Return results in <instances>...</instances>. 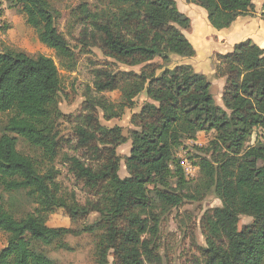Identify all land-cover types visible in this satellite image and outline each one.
Segmentation results:
<instances>
[{"label": "trees", "instance_id": "1", "mask_svg": "<svg viewBox=\"0 0 264 264\" xmlns=\"http://www.w3.org/2000/svg\"><path fill=\"white\" fill-rule=\"evenodd\" d=\"M6 1L21 5L38 38L52 47L60 60L72 63L74 51L58 31V14L46 0ZM186 1L204 8L209 24L218 30L229 28L254 7L252 0ZM107 3L96 12L78 6L81 44L97 45L106 56L124 65L143 66L138 74L104 71V80L95 83L98 92L120 88L119 104L103 96L89 101L101 108L107 119L134 108L140 93H145L148 101L132 113L130 123L135 129L128 137L120 126H103L91 115L77 127L79 145L92 149L96 161L92 167L70 158L75 175L98 195L86 206L69 204L57 196L52 175L41 174L35 162L17 149L21 137L40 149L47 160L57 155L54 121L60 114L61 80L54 60L18 48L0 51V113H11L0 134V186L7 193L24 190L37 203L33 213L16 218L0 194V232L7 235L6 245L0 249V264H56L33 244L49 245L75 233L69 228L46 226V215L54 206L65 208L72 220L89 210L99 213L85 228L100 232L95 245L97 264H108L109 253L112 264H145L152 261L156 248L149 238H143L157 231L154 203L159 202L160 213H164L184 198L197 199L196 194H213L221 201V206L204 215L206 247L200 264H264V145L244 146L254 127L264 128V50L246 39L236 43L231 52L217 54L219 63L214 70L225 82L223 106H219L207 78L186 63L195 55L182 30L190 27V19L177 9L174 0ZM261 15L264 19V3ZM173 57L182 61L170 66ZM157 58L162 63L155 64ZM213 130L216 137L209 149L217 152L218 158H199L203 180L196 185L195 194L168 186L174 153L182 141ZM128 140L130 152L124 158L128 175L121 178L116 148ZM177 166L176 185L183 187L187 181L178 162ZM149 184L155 197L149 194ZM242 215L252 221L239 228Z\"/></svg>", "mask_w": 264, "mask_h": 264}, {"label": "rangeland", "instance_id": "2", "mask_svg": "<svg viewBox=\"0 0 264 264\" xmlns=\"http://www.w3.org/2000/svg\"><path fill=\"white\" fill-rule=\"evenodd\" d=\"M46 1L49 8L58 14L55 23L58 31L66 38L69 46L74 51L72 63L60 60L56 56L55 50L38 38L36 28L28 20L21 5H12L6 0H0V51L4 48H18L29 55L41 53L49 56L54 60L61 80L58 95L60 114L54 121L58 140L57 155L53 160H47L40 149L31 146L21 137H18L17 149L35 162L41 174L50 173L52 175L51 181L54 185L52 188L57 196L64 197L69 204L76 203L79 206H86L89 202L96 201L98 195L85 185L84 180L75 175L71 169L70 158L76 157L85 165L92 167H96V161L92 149L79 145L76 129L78 126L85 124L87 115H91L93 118H98L99 123L103 126H120L123 135L128 137L129 132L135 129L130 123L132 113L138 112L141 105L148 101L145 93H140L135 98L134 108H125L120 117L113 119L105 118L103 110L97 106H92L89 100L103 96L113 104H119L122 101L120 88L98 92L95 83L104 80V71L115 75L120 74V71H131L138 74L143 65H124L106 56L97 45L81 44L79 31L82 27V21L81 14L77 10L78 6L82 4L89 12H96L105 4H108L107 0ZM252 2L253 9L243 15L246 17L242 18L241 21H248V27L257 33V27L262 24V21L264 22L261 15L264 0H252ZM182 30L185 33L189 31V28ZM208 39L214 41V44L218 46L220 39L223 38L220 35H213L208 36ZM234 45L231 49L234 48ZM221 47H223L222 50L227 51L231 45L228 47L222 45ZM218 53V51H213L208 58V63L212 62L214 68L219 63ZM194 57L195 55L187 59V62L194 59ZM202 59L201 57V61H197L201 71L199 73L208 79L215 104L223 106L221 94L225 82L224 79L220 80V78L224 77H216V70H214L216 79L209 76V74L206 75L204 72L207 71L208 64L206 60ZM172 60L170 66L182 61L177 57H173ZM153 62L155 64L162 63L159 58ZM191 66L193 68V65ZM10 115L11 113H0V134L3 133L4 124ZM85 126L88 127L87 124ZM215 137L216 131L214 130L201 131L194 140L182 141V144L174 153L171 167L173 174L168 180V186L176 188L184 194H195L196 185L203 180V174L198 167L199 158L206 157L211 161L218 158V153L209 149V143ZM258 144L264 145V128L254 127L246 137L244 146L249 147ZM98 146L101 148L100 145ZM130 146L131 141L128 140L116 148V153L120 156L118 173L121 178L128 175L124 158L129 155ZM183 159L186 160L184 169L181 165ZM177 162L182 169L180 171H183V179L187 181V184L183 187L176 185L179 178V175L176 174ZM188 164L193 168L192 174L185 172L186 168L189 167ZM148 190L149 194L155 197L151 184L148 185ZM0 194L6 202V207L13 212L16 218H21L27 213H33L37 207L36 201L24 190L7 193L0 186ZM196 195L199 196L197 199L184 198L180 205L171 207L164 213H160V203H154L152 211L158 216L157 231L154 234H145L143 238H149L156 248L153 251L154 258L152 261H145V264H200L203 262V249L206 247L203 218L207 211L221 206V201L213 194ZM98 218V212L89 210L72 220L65 208L51 207L46 215V226L48 228H69L75 233L66 234L49 245L35 241L33 242L34 247L47 254L56 264H97L95 245L100 232H90L85 228ZM251 221V217L242 215L238 227L242 228ZM6 240L7 235L0 232V249L6 245ZM108 261V264L113 263L112 253H109Z\"/></svg>", "mask_w": 264, "mask_h": 264}, {"label": "crops", "instance_id": "3", "mask_svg": "<svg viewBox=\"0 0 264 264\" xmlns=\"http://www.w3.org/2000/svg\"><path fill=\"white\" fill-rule=\"evenodd\" d=\"M177 6V9L186 15L190 19V27L189 31L185 32V36L192 44L195 49V57L191 59L189 62L193 65V68L196 72H200L197 61L206 60L208 64V69L204 72L206 75L214 77V66L211 62L208 63V58L213 51H218V54H225L232 51V46L240 41H244L246 39H251L255 44H257L260 48L264 50V22L257 27L258 32L256 33L252 28L248 27V21H241L242 18L246 16H240L238 19L229 27L223 29H215L213 28L208 20H207V12L204 8L193 4L188 3L186 0H174ZM247 20V19H246ZM245 22V23H244ZM254 31V32H253ZM184 32V31H183ZM216 36L220 35L223 39H220L219 45L214 44V41L208 39V36ZM222 40V41H221ZM212 42V43H211ZM230 46L227 51L222 50L221 46ZM193 63V64H192ZM196 65H195V64ZM195 65V66H194ZM216 79V78H215ZM224 79V78H220ZM208 80V79H207Z\"/></svg>", "mask_w": 264, "mask_h": 264}, {"label": "built area", "instance_id": "4", "mask_svg": "<svg viewBox=\"0 0 264 264\" xmlns=\"http://www.w3.org/2000/svg\"><path fill=\"white\" fill-rule=\"evenodd\" d=\"M185 162H186V160H184V159L181 160V165H182V168H183V169H184V163H185ZM188 166H189V167L186 168L185 172H186L187 174H192V169H193V168H192L189 164H188Z\"/></svg>", "mask_w": 264, "mask_h": 264}]
</instances>
